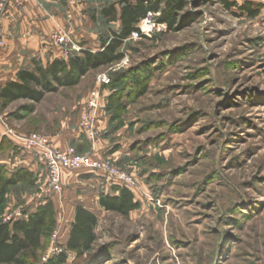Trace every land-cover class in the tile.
Masks as SVG:
<instances>
[{"label":"rangeland","instance_id":"374dc122","mask_svg":"<svg viewBox=\"0 0 264 264\" xmlns=\"http://www.w3.org/2000/svg\"><path fill=\"white\" fill-rule=\"evenodd\" d=\"M109 2L90 0L82 12L90 48L116 29L98 17ZM246 2L260 7L256 17L221 0H185L172 30L161 23L150 38L127 39L118 63L46 94L31 113L22 109L32 104L26 100L0 111V151L12 149L5 132L50 141L75 133L78 142L68 148L109 161L136 186L138 207L122 217L98 205L93 175L66 170L60 194L51 196L56 228L42 240L38 264L65 250L75 204L96 215L97 241L91 260L70 254L66 264H264V2L236 0ZM117 73L144 80L145 94L135 98L128 78L110 103L113 91L96 79ZM92 89L100 91L102 112L90 143L78 120ZM33 174V185L6 190L1 222L23 219L50 198L46 170Z\"/></svg>","mask_w":264,"mask_h":264},{"label":"trees","instance_id":"16d2710c","mask_svg":"<svg viewBox=\"0 0 264 264\" xmlns=\"http://www.w3.org/2000/svg\"><path fill=\"white\" fill-rule=\"evenodd\" d=\"M221 2L226 9L237 7L252 18L259 14L260 7H252V4L247 2L240 5L236 4V0ZM184 3L185 0H115L102 5L98 12L99 19L107 25L118 22L119 28L112 29L105 39H99L100 50L91 52L81 49L78 54L71 53L66 60H55L46 66L36 64L32 70H20L17 73L18 82H8L0 88L1 110H5L14 102L26 100L32 104L22 109L31 113L46 94L54 93L60 88L75 87L89 72L118 63L123 58L118 49L148 12L158 13L156 20L165 24L168 30H172L176 24L177 12L182 10ZM141 73H145L144 68H141ZM128 78L130 79V76L125 73L114 74L110 84L105 86L113 91V94L108 96L110 103L114 101L117 90ZM130 83V93L132 91L135 98L145 94L147 83L144 80L130 79ZM35 182L33 172L23 168L8 171L6 166L0 164V206L4 202L7 189L21 184L33 185ZM110 190L113 196H99L98 204L105 212L126 217L138 207L131 190L118 184H113ZM97 223L95 214L84 206L77 205L65 250L54 254L44 264H66L70 254L76 258L91 260L97 241ZM55 228L56 214L51 197L42 199L33 211L24 212L23 219L0 221V264H38L42 240L49 239Z\"/></svg>","mask_w":264,"mask_h":264},{"label":"crops","instance_id":"0c3cea01","mask_svg":"<svg viewBox=\"0 0 264 264\" xmlns=\"http://www.w3.org/2000/svg\"><path fill=\"white\" fill-rule=\"evenodd\" d=\"M89 2L90 0H83L78 1L75 6H67L63 0H29L23 9H17L12 4H9L6 14L0 22V88H3L8 82H18L17 73L22 69L32 70L36 64L46 66L55 60H66L62 48L54 45L50 40V36L56 30L69 29L72 31L73 41L82 50L99 51L100 44L98 47L90 48L87 42L88 37L91 35L88 30L87 20H85L86 17H84L82 12L88 7ZM116 9L119 12L117 6ZM112 25L116 29L119 28L118 22ZM104 92V90H101L103 99L107 97ZM88 94L89 92H87L84 101L80 105L79 111L84 107ZM101 112L102 108L92 112L96 130L99 127L97 126V121ZM8 134L5 132L2 136H7V140L11 142L12 149L9 152L0 151V164L6 167L12 165L9 171L14 168H23L36 173L40 166L45 171L41 153L25 149L24 135L13 140ZM75 135V133L68 134L64 131L60 136L52 138V145L55 149L65 150L70 146L69 143L71 141L77 140ZM95 149H97L94 152L95 156H99L98 148L96 147ZM86 173L94 176L93 179L89 180L92 181L91 185L93 186L91 188L97 192L99 188L101 190L98 192L97 201H99L101 194L114 195L110 188L116 183L107 184V179L106 181L103 180L105 176L102 172ZM66 175L67 171L63 170V181ZM51 200L53 201L52 197ZM77 205L81 204H75V207ZM84 207L92 212L88 206ZM73 217L74 211L72 221Z\"/></svg>","mask_w":264,"mask_h":264},{"label":"built area","instance_id":"2783aa9c","mask_svg":"<svg viewBox=\"0 0 264 264\" xmlns=\"http://www.w3.org/2000/svg\"><path fill=\"white\" fill-rule=\"evenodd\" d=\"M29 0H0V22L6 14L7 7L12 4L17 9H23ZM67 6H75L77 0H63ZM159 14L148 12L146 16L138 22L135 30L128 39L140 40L150 38L162 27L156 18ZM51 42L62 48L65 57L71 54V50L79 52L82 48L72 39V31L56 30L50 36ZM98 88H103L110 84L107 75H99L96 79ZM101 94L98 89L89 91L88 99L79 112L78 129L80 133L91 143L97 138V131L94 125L92 112L97 110L101 104ZM1 111V104H0ZM25 149L28 151H39L47 174L46 193L52 195L60 194L62 190L61 177L63 170H85L87 172H102L107 180L123 186L129 190L136 188L134 180L125 173L118 170L107 160H95L88 155L79 154L74 148L65 150L55 149L50 139L39 133H32L24 140ZM49 259V258H48Z\"/></svg>","mask_w":264,"mask_h":264}]
</instances>
